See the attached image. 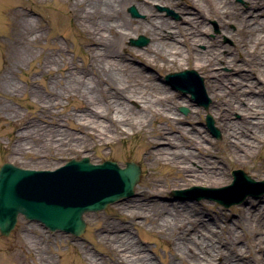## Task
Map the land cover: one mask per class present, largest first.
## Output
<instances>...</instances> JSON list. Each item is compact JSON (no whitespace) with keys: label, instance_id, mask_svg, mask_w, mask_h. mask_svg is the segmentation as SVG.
Here are the masks:
<instances>
[{"label":"rangeland","instance_id":"1","mask_svg":"<svg viewBox=\"0 0 264 264\" xmlns=\"http://www.w3.org/2000/svg\"><path fill=\"white\" fill-rule=\"evenodd\" d=\"M72 1L74 0H0V166L11 162L25 169L54 170L73 158L89 157L93 163L116 161L122 168L127 162H134L142 170L141 177L132 196L110 204L104 210L85 214L86 229L80 236L60 230L52 231L41 222L31 221L20 215L10 235H0V264H119L115 258V248L119 246L117 244H121V240L118 242L113 238V234L117 232L109 231L110 226L119 228L118 233L121 235H130L132 245L139 247L141 254L148 255L154 264H187L186 255L175 257V235L161 231L156 225L157 220L165 214L163 206L174 209V205L179 207L183 204L201 211L207 220L218 222L213 224L214 238L218 237L219 240L226 241V245L235 246V250L239 252L253 251L252 242L264 236V192L258 193L260 188L255 187L250 189L251 193L241 203L224 206L208 198H198L205 192L193 191V188H220L229 185L233 181L232 172L237 169L244 170L256 181H264V136L259 148L253 150L250 156L244 159L234 156L212 112L213 98L207 87V76L193 60H189L188 64L183 61L175 65L165 64L159 59L154 60L145 53L152 43L150 34L145 31L131 32L117 43L106 33L110 43L116 44L118 51L127 58L119 65V69L116 67L114 71L120 70L132 84L141 86L153 97L165 96L168 100L166 103L176 113L165 114L170 115V119L175 116L181 119L177 127L189 128L186 132L187 142L197 141L198 135L201 134L207 138L202 144L203 149L208 152L206 155L204 150L195 146L190 145L188 149L196 158L202 159L206 156L225 168L227 179L218 185L185 181L179 176H172L171 166L164 161L151 160L146 155L147 137L159 127L167 131L173 128L172 122L160 118V114L149 115L143 130L129 131L124 140L106 146H90L85 151L78 149L69 152L66 149L57 150V145L53 144L49 147L50 152L41 149L50 128L64 129L68 135H84L83 132L71 129L64 115L67 112H75L76 100L62 99L60 106L52 108L56 117L48 116V119H44L39 116V101L34 96L36 89L42 95H47V86H52L53 82L59 89L70 71L86 69L95 58L91 49L97 47V43L92 44L96 35L88 31L75 16ZM172 1L179 2L181 6L186 4L192 11L198 10L189 0ZM231 1L236 7L232 9L233 18L228 29L222 27L216 16H209L205 11L206 18L201 24V36L205 41L213 43L211 55L219 53L222 57L229 58L228 61L220 60L217 68L225 73L224 79L232 85L231 80H236L241 84L239 87L246 92V96H259L264 101V77L258 69L264 53L255 50L250 42L260 31H253L255 22L243 25L235 14L251 9V1ZM86 4L87 1L84 2V5ZM153 6L156 12L154 17H163L181 26H190L186 19L189 14L181 12L180 7L159 0H154ZM132 7L138 15L133 14ZM124 12L128 19L146 20V14L134 3L126 6ZM247 17L254 18L252 14ZM99 18V15L95 16L94 21L98 22ZM22 20L31 22L33 42L29 47L34 56L17 63L16 52L22 43L19 22ZM111 20L110 17L109 21ZM141 36L147 38L145 44H131L132 39L137 40ZM123 45L133 51L124 52ZM196 48L203 52L208 46L199 43ZM52 57L57 59L58 65L53 66L54 71L51 73L42 72L40 66ZM184 69L196 70L203 79V93L198 101L192 99L190 93L177 89L181 85L179 82L170 83L166 79L168 73ZM5 78L12 80L18 88L7 89ZM255 81L259 84H254ZM204 103L207 106L201 105ZM130 104L139 108V103L135 100ZM182 108L187 111L183 112ZM208 116L213 119L214 129L219 135L207 125ZM233 116L239 119L241 114L236 112ZM171 134H179L178 128ZM19 142L26 146L22 153L15 150ZM168 145L164 142L160 144ZM191 165L197 169L201 168L195 161H192ZM156 179L161 181L158 186L160 191L154 193L153 185ZM143 190L155 195L153 194L152 198L142 196L140 192ZM131 211L137 214L135 218L130 216ZM186 225H189V222ZM225 226L227 227L224 228ZM192 234L193 231L190 236ZM123 247L129 250L126 245L119 247L122 253L125 252ZM221 247L224 249L225 245ZM226 254L224 252L222 258H217V261H222ZM247 264L263 263L249 261Z\"/></svg>","mask_w":264,"mask_h":264},{"label":"bare ground","instance_id":"2","mask_svg":"<svg viewBox=\"0 0 264 264\" xmlns=\"http://www.w3.org/2000/svg\"><path fill=\"white\" fill-rule=\"evenodd\" d=\"M87 4L84 5V2ZM180 7L181 12L188 13L187 21L190 26H181L163 17H154V0H74L72 6L75 8V16L81 21L88 31L96 35L92 39V44L97 43V47L91 49L95 55L91 66L83 70L70 71L64 81V84L57 89L53 85H48L47 95L36 89L34 96L39 101L40 115L44 119L53 116L52 108L62 104V99L76 100L77 106L74 107V113H65L66 122L71 129L83 132V136H74L67 134L64 129H54L47 134L45 143L41 149L50 152L49 147L56 144L57 150L66 149L69 152L81 149L82 151L95 146H106L114 142L124 140L129 131L136 132L143 130L146 119L149 115L160 114V118H166L171 121L173 128L170 131L159 127L151 132L147 137L145 144L147 146L146 155L156 162H165L172 168V176H179L185 181L209 182L218 185L227 179L226 169L217 162L203 156L196 158L194 153L188 149L195 146L203 149V142L207 139L204 135H198L196 140L186 139L188 127L178 126L180 118L170 119L169 114H176L168 103L165 96L153 97L147 90L141 86L132 84L124 74L114 71L116 67L127 58L121 54L115 45L109 40L108 33L115 42L124 40L131 32L139 33L145 31L150 34L152 43L146 48L145 53L152 56L154 60H162L165 64H179L183 61L193 60L202 69L207 76V87L213 98L212 112L216 117L221 130L224 133L226 144L229 145L234 156L238 159H244L251 155L253 150L259 148L264 136V101L259 96H246V92L240 89V83L236 80L227 82L225 73L217 70L220 60H229L228 57H222L219 53L211 55L212 42L204 40L201 24L206 18L205 11L209 16H216L222 27L227 28L233 18V11L236 5L231 0H189L193 6L198 8L192 11L188 5L181 6L179 2L172 0H159ZM251 9H245L235 14L243 25L256 23L253 31L258 29L260 33L254 36L250 42L255 50L264 53V0H250ZM134 3L139 10L146 14V20L128 19L124 8ZM252 14L254 18L248 19ZM99 15L100 20L94 21L95 16ZM262 16V17H261ZM112 18L109 21V18ZM22 43L17 49V63L32 59L34 53L29 47L33 42L31 37L30 20L19 22ZM187 46L183 48L182 44ZM204 43L208 46L207 50L200 52L196 46ZM124 52H132L133 49L123 45ZM123 52V53H124ZM56 58L46 59L40 66L44 73L54 71L53 66H57ZM258 69L264 77V55L260 58ZM91 73V75H87ZM7 89H16V84L5 78ZM254 84H259L255 81ZM51 86V88H50ZM57 93V94H56ZM55 94V95H54ZM132 100L139 103V108L130 104ZM163 111V113H160ZM238 112L241 117L238 119L233 115ZM49 116V117H48ZM178 128L179 134H171ZM23 134V132H21ZM58 136V138H57ZM169 144L160 146L161 143ZM174 146V148H173ZM26 146L19 142L16 151L24 152ZM14 150V151H15ZM205 151V150H204ZM208 152L205 151L206 155ZM195 161L201 167L197 169L191 165ZM160 179L154 182V193L160 191L158 188ZM150 192V191H149ZM153 193V194H154ZM142 196L152 198L146 190L140 192ZM137 200V199H135ZM133 202V201H132ZM155 204V203H154ZM181 206V207H180ZM164 215L157 220L156 225L161 231L175 235L176 246L173 251L176 255L187 256V264H247L249 261L264 264V236L254 240L253 251L242 253L235 250V246L226 245V241H221L218 237L214 238L213 224L217 221H209L205 215L186 205H174V209L163 206ZM130 216L135 218L137 214L131 211ZM189 222V225L186 223ZM225 226L224 228H226ZM200 228V229H199ZM223 228V227H222ZM109 231L113 238L121 244L115 248V258L119 264H154L151 258L146 254H141L139 247L132 245L130 235H121L119 228L110 226ZM193 234L190 236L191 232ZM126 238V239H125ZM125 239V240H124ZM219 240V243H218ZM237 240V239H236ZM127 242V243H126ZM236 242V241H235ZM124 247V253L119 247ZM225 245L223 249L221 246ZM217 261V258H222ZM221 256V257H220ZM174 264V263H172Z\"/></svg>","mask_w":264,"mask_h":264},{"label":"water","instance_id":"3","mask_svg":"<svg viewBox=\"0 0 264 264\" xmlns=\"http://www.w3.org/2000/svg\"><path fill=\"white\" fill-rule=\"evenodd\" d=\"M131 11L138 15L135 8ZM147 41L141 37L132 39L131 44L142 45ZM166 79L181 83L177 89L190 93L194 100L203 93V79L194 69L169 73ZM184 111L187 110L184 108ZM206 121L219 135L213 119L208 116ZM141 172L134 162H127L122 168L111 160L94 164L89 157L72 159L55 170L25 169L6 162L0 167V235L9 236L23 215L52 231L80 236L86 229L84 215L132 196ZM232 174L234 180L230 185L199 187L193 191L205 192L198 198H208L224 206L241 203L255 187L260 188L258 193L264 192V181L254 180L242 169L233 170Z\"/></svg>","mask_w":264,"mask_h":264}]
</instances>
